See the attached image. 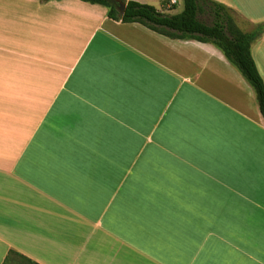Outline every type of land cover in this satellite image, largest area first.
<instances>
[{
  "label": "crops",
  "instance_id": "crops-1",
  "mask_svg": "<svg viewBox=\"0 0 264 264\" xmlns=\"http://www.w3.org/2000/svg\"><path fill=\"white\" fill-rule=\"evenodd\" d=\"M216 1L264 27V0ZM103 7L0 0V264H264L254 89L213 44Z\"/></svg>",
  "mask_w": 264,
  "mask_h": 264
},
{
  "label": "trees",
  "instance_id": "trees-1",
  "mask_svg": "<svg viewBox=\"0 0 264 264\" xmlns=\"http://www.w3.org/2000/svg\"><path fill=\"white\" fill-rule=\"evenodd\" d=\"M82 1L106 7L109 18L123 23H140L172 39H194L213 44L252 86L264 117V79L252 55V45L262 35L263 25L244 31L230 7L216 0H183V9L174 14L137 0ZM122 4L126 5L123 14L120 11ZM175 7L172 4L170 9ZM201 15L211 21L202 20ZM3 264L39 263L12 249Z\"/></svg>",
  "mask_w": 264,
  "mask_h": 264
},
{
  "label": "rangeland",
  "instance_id": "rangeland-1",
  "mask_svg": "<svg viewBox=\"0 0 264 264\" xmlns=\"http://www.w3.org/2000/svg\"><path fill=\"white\" fill-rule=\"evenodd\" d=\"M101 7V5H99ZM183 2L182 0L179 2V4L169 10V13L171 14H174V13H178L180 12L183 8ZM104 8V7H103ZM235 16V15H234ZM200 18L204 21H207V22H210L211 20L205 16V15H201ZM238 19V22L241 24V25H244V22L243 20H240L238 16H235V20L237 21ZM258 22H255V23H249V22H245V24H251L252 26H256ZM257 27V26H256ZM252 53H253V56L255 58V61L257 63V66L260 70V73L261 75L263 76L264 78V34L262 33V35L254 42V44L252 45ZM257 101V100H256ZM258 104V102H257Z\"/></svg>",
  "mask_w": 264,
  "mask_h": 264
},
{
  "label": "water",
  "instance_id": "water-1",
  "mask_svg": "<svg viewBox=\"0 0 264 264\" xmlns=\"http://www.w3.org/2000/svg\"><path fill=\"white\" fill-rule=\"evenodd\" d=\"M125 8H126V5L122 4L120 7L121 14H123L125 12Z\"/></svg>",
  "mask_w": 264,
  "mask_h": 264
},
{
  "label": "built area",
  "instance_id": "built-area-1",
  "mask_svg": "<svg viewBox=\"0 0 264 264\" xmlns=\"http://www.w3.org/2000/svg\"><path fill=\"white\" fill-rule=\"evenodd\" d=\"M172 3H176V0H173Z\"/></svg>",
  "mask_w": 264,
  "mask_h": 264
}]
</instances>
